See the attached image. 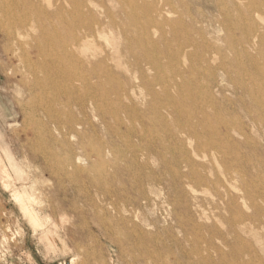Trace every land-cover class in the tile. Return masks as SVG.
Here are the masks:
<instances>
[{
    "label": "rangeland",
    "instance_id": "374dc122",
    "mask_svg": "<svg viewBox=\"0 0 264 264\" xmlns=\"http://www.w3.org/2000/svg\"><path fill=\"white\" fill-rule=\"evenodd\" d=\"M105 1L116 17L124 22L129 21V17L119 11V8L121 10V6L124 5L123 7L129 10L128 6H131V2L119 0L122 5L118 0ZM148 1L160 5L170 1L171 4L165 6L170 12L168 15L170 18L180 17L187 25L202 29L204 38L229 57L234 55V50L241 55L243 35L248 31L245 28L241 31L234 26L239 22L240 9L245 13L244 16L250 14L252 19L258 20V25L264 24V10L253 5L254 0ZM99 2L95 0V3L99 4ZM140 17H142L140 23L144 22L145 16ZM241 22L247 26L246 22V24L242 20ZM159 33L158 31L154 35L158 36ZM186 33L189 35V32ZM183 34L180 33L182 36ZM229 36L231 40H228ZM119 37L118 28L105 27L98 29L89 42L100 57L106 52L111 53L108 67L113 74H117L116 79L126 85L131 81L140 85V78L132 74L127 66V60L132 62L134 57L127 55L123 39ZM19 40L23 42L22 40L25 39L8 38L0 24V264H142L137 255L139 256L140 250L149 249L152 245H157V249L154 251L153 259H148L150 264H162L165 260L174 262L178 259L194 260L196 257L204 258L206 264H212L207 259L211 253L216 255L210 245L211 241L225 252L223 256L228 264H260L259 259H264V213L257 214V211L258 208L264 207L262 196L264 193H256V190L248 186V189L246 188L247 183L252 179H256L258 183L264 181V150L261 151L256 146L253 148V141L259 140L258 126L251 125L246 129L251 137V143L240 152L238 159L245 172L239 173L233 167L227 172L222 158L224 157L228 162L236 155H226L215 148H208L203 153H194L196 140L192 135L193 139H190L189 134L181 131L185 128L184 123L187 122V118L183 117L186 118L184 120L173 110L161 108L160 101L152 99L145 85H140L136 89L137 96L134 98L138 110L135 108V111L131 112L125 109L117 110L115 106L103 103L101 112L105 111L97 121V135L95 134L96 145H94L98 152L93 153L88 149L90 156H82L83 159L80 164L78 163L81 166L84 163L83 167L84 169L88 167L87 171L77 172L78 175L76 172H71L73 175L57 176L43 168L45 161L37 160L33 154H39L42 147H49L58 151L60 156L63 155L62 144L54 140H59L61 138L59 136L64 131V112L76 111V103L75 101H71V105L61 103L62 100L66 101V97L55 90L51 76L40 73L38 78L35 77L37 80L29 73L28 65L22 59L27 47L21 48ZM111 45L114 49L110 48ZM188 50L196 51V48L192 47ZM219 61L220 55H216L214 63ZM147 72L148 75L155 74L152 70ZM108 77L107 74L101 76L104 89L101 88L100 92L103 94L108 91L111 93V99L114 100L115 93L111 90ZM219 78L218 75L217 79ZM39 79L43 83H40ZM176 80L178 83L182 82L181 77H177ZM232 83L229 78L225 80V97L215 93L217 111L214 114L223 110L232 117L241 115L238 102H234L240 92L234 90ZM214 89L210 93L214 94ZM171 91L174 96H180L176 89ZM245 97L249 98L247 93ZM124 101L127 102L128 99ZM44 105L48 108L46 109ZM250 105L256 107L251 103ZM156 107L158 110H163H155ZM163 111L165 114H162ZM149 112H152L149 116L154 123L150 131L146 129L150 123L143 116V113ZM252 112L257 117V112ZM49 113L60 114L61 122H55ZM132 114L136 116L133 117ZM155 115L158 117L156 118ZM162 115H166V119L163 118L162 121L163 124L166 122L167 127L162 124L160 118ZM243 118L247 124L248 117ZM158 119L161 122H158ZM130 126L134 130H131ZM221 129L225 134L226 127ZM232 132L239 139H245L244 136L235 133V130ZM44 133L52 134L50 136L54 139L44 144L40 143L39 140ZM90 136L86 134L85 139ZM148 139L155 142L151 141V145L147 142ZM180 139L185 140L184 146L190 152V157L206 166L202 169V173L212 181L219 177L229 193L237 200L236 208L229 196L215 195L209 186L188 187V191L202 201L200 209L205 213L206 218H200L198 222L212 224L218 230L216 233L208 227H195L186 212L178 207L174 194L170 196L167 188L166 193L161 191V188L166 186L165 182L161 184L163 181H159L165 163H170L172 169L186 171L181 164H174L175 167L172 164L180 158V152L176 149L178 145L180 146ZM76 140L72 138L71 141ZM261 142V145H264V139L261 138ZM160 150L164 151L163 156L160 155ZM161 158L167 161L162 164ZM147 160L148 168L143 166ZM100 161H104L105 166L101 167L98 164ZM47 162L54 169L58 166L59 170L60 159H49ZM232 162L234 161L229 163ZM166 168L170 171L169 167ZM151 173L159 178L149 180L148 174ZM224 190L222 188V192ZM141 192L147 193L150 205L142 210H133V213L139 215L135 221L149 235V240L143 243L138 236L130 237L124 232L126 228L134 227L133 223L121 220L128 214L123 210L127 198L139 196ZM86 197L92 200L86 202ZM20 198L22 200H19ZM136 208L137 206L134 207L135 210ZM97 210L99 215L95 216ZM175 210L177 214H174ZM238 213H246L250 219L241 222L237 219ZM94 221L104 222L105 228L113 232L104 235V230L95 231ZM180 245H183L186 253L183 249H179ZM217 259L215 256L214 263H217Z\"/></svg>",
    "mask_w": 264,
    "mask_h": 264
},
{
    "label": "bare ground",
    "instance_id": "6f19581e",
    "mask_svg": "<svg viewBox=\"0 0 264 264\" xmlns=\"http://www.w3.org/2000/svg\"><path fill=\"white\" fill-rule=\"evenodd\" d=\"M98 1H100L99 4L95 3V0H0L2 18V20L0 18V24L8 38L18 39L22 37L25 39L22 40L23 42L19 40V46L21 48L27 47L26 54L23 53L22 59L28 65L29 73L34 75V78H38L40 73L46 74L48 77L51 76L52 82H50L55 87V90H58L60 94L66 97V101L62 100L61 103L63 102L66 105H71V101L76 103V111L64 112V131L59 136L61 138L58 137L59 140H54L62 144L63 155L61 154L60 156V153L52 148L42 147V151L39 154H33V157L37 160L45 161L43 168L48 169V171L57 176L60 174L68 176L70 174L73 175L72 173L74 172L87 171L88 167L84 169V163L81 166L79 162L83 159L82 156H90L87 152L88 149L93 153L98 152L95 146V134L97 135V121L102 117L103 111H105L102 110L101 112L103 103H106V105L111 104L117 110L135 111L134 108H138V104L134 101L137 96L136 89L140 85H145L148 95H151L152 99L159 100L161 108L173 110L182 119H184L183 117L187 118V122L185 121L186 123H184L185 128L182 129L181 125L180 128L182 129L181 131H185L187 135L189 134L190 139L194 138L196 140V145L193 149L194 153H203L208 148H215L223 154L236 155L230 160L234 161L232 163L225 161L224 157L222 158L226 171L229 172V170H232L231 167H233L239 173L245 172L238 159L240 152L244 151L251 143V137L246 131L249 126H258L259 140L253 141V148L256 146L261 151L264 150V145H261V138L264 139V24L258 25V20L252 19L250 14L244 16L245 13L239 8V22L238 24L236 22L234 26H237L241 31H243V28L248 29V31L247 33L244 32L245 35H243L241 55L237 50H234V55L229 57L222 54L220 49L215 48L208 39L204 38L202 29L187 25L180 17L170 18L168 16L170 12L165 7L171 4L170 1H165L161 5L148 0L124 1L127 3L131 2V6L128 4L130 6L128 8L131 11L124 8L125 6L118 0L124 6H121L119 11L129 17L127 22L119 19L118 16L116 17L105 0ZM252 3L264 10V0H254ZM143 15L145 16V21L143 20L144 22L140 23L141 21L139 20L140 18L142 19L140 16ZM241 20L244 23L246 22L247 26L243 25ZM105 27L118 28L119 38L123 39L125 52L128 56L134 57L132 62L127 60V66L132 74L140 78V85L134 81L128 82L126 85L118 78L116 79L117 74H113L111 68L108 67L111 53L106 52L100 57L95 47L89 42V39L94 37L98 29ZM158 31L160 32L159 35L155 36L154 34ZM181 32L184 33L183 36L180 35ZM186 32H189V35ZM228 40H231V36L228 37ZM192 47H195L196 51L188 50V48ZM110 48L114 49V46L111 45ZM216 55H220L218 63H214ZM147 70H152L155 74L148 75ZM104 74L109 76L108 83L111 90L115 93L114 100L111 99V93L108 91L106 93L103 92V94L100 92L101 88L104 87V83L101 81V76ZM218 75L220 76L219 79H217ZM177 77L182 78L181 83H178ZM228 78L234 83V90L240 92L234 102H238L241 115L235 117L228 115L223 110L214 114L217 111V109L215 110V93L225 97V80ZM39 82L43 83L40 79ZM172 89H176L180 96H174ZM212 89H214V94L210 93ZM246 93L249 98L245 97ZM63 95L62 97L65 98ZM125 99H128V101L125 102ZM250 103L256 107L253 108ZM45 108L47 109L48 107ZM156 108L155 110H158ZM252 111L257 112V117ZM138 113L139 115L141 114L140 112ZM150 113L152 112L143 113V116L150 123V126L146 128L148 131H150L151 125L154 124L151 122ZM163 113L165 114L164 111ZM49 115L55 122H61L62 116L60 114L51 115L49 113ZM132 115L133 117L136 116V114ZM165 116H160L162 118L161 121L163 118L166 119ZM243 117H248L247 124ZM157 121L161 122L160 119ZM163 125L165 126L166 122ZM221 127H226L225 134L222 132ZM130 128L134 130L131 126ZM233 130L238 135L244 136L245 139L241 140L234 136ZM86 134L91 135L87 140L85 139ZM50 135L44 133L39 142L44 144L54 139ZM191 135L193 138H191ZM72 138L77 140L72 142ZM149 139L147 142H155ZM180 140V146L176 147L180 152V158L172 164H181L186 168V171L172 169L170 163H165L167 160L161 158V163L165 164L161 172L162 175L158 178L159 181H163L161 184L166 183V186L164 185L161 191L166 193L167 188V193L170 196L174 194L178 207L186 212L195 227H208L213 233H216L218 230L212 224L198 222V219L206 218L204 217L206 215L200 209L202 206L201 199L190 193L188 187L209 186V189L215 195L222 197L225 194L229 196L236 208L238 207L237 200L229 193L219 177L212 181L211 178L209 179L202 173V169H205L206 166L194 161L190 157L187 147L184 146L185 140ZM162 152L164 151L160 150V155L163 156ZM250 152L255 154L252 150ZM54 158L61 161L59 170L57 169L58 166L56 170L47 162L49 159ZM98 164L101 167L105 166L104 161H100ZM115 165L116 163H114V167L117 166ZM143 166L149 167L148 160ZM166 167H169L170 171ZM183 177L186 178L184 179ZM255 177L258 179V175ZM156 178L153 173L148 174L149 180ZM262 184H264V181L258 183L256 179H252L250 183H247L246 188H252L256 190V193L262 194L264 193V185ZM222 188L225 189L223 192ZM262 196L264 197V195ZM19 200L22 199L20 198ZM91 200V198L86 197L85 201L89 202ZM149 205L150 199L146 192H141L139 196L135 197L129 196L126 200V207L123 209L128 214L121 218L124 222H131L134 225V227L126 228L124 232L130 237L138 236L142 243L149 240V235L136 223L135 220L139 218V215L133 213V210H142ZM135 206H137L136 210L134 209ZM75 210L77 212V209ZM258 210L257 214L264 213V207H260ZM237 211L240 212L239 209ZM174 214H177V210H175ZM94 215H99L98 210L97 212L95 211ZM247 215L246 213H238L237 219L241 222L248 220L250 216ZM93 223L95 231L104 230V235L113 232L110 231L111 229L105 228L102 221L99 223L94 221ZM210 245L214 248L216 255L211 253L207 259L213 264L216 256L218 259L217 263L214 264H228V261L223 256L225 252L222 248L214 244L213 241L210 242ZM183 248V245L179 246V249L182 250ZM156 249L157 245H152L149 249L140 250L137 257L142 261V264H150L148 259H153ZM183 252L186 253L185 249H183ZM259 260L260 264H264V259ZM162 264H206V261L204 258L196 257L194 260L188 258L182 261L178 259L176 262L165 260Z\"/></svg>",
    "mask_w": 264,
    "mask_h": 264
}]
</instances>
